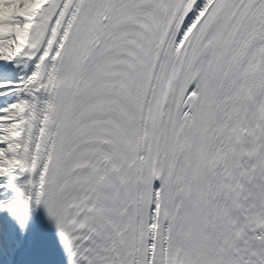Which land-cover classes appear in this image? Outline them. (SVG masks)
Listing matches in <instances>:
<instances>
[{
    "label": "snow or ice",
    "instance_id": "snow-or-ice-1",
    "mask_svg": "<svg viewBox=\"0 0 264 264\" xmlns=\"http://www.w3.org/2000/svg\"><path fill=\"white\" fill-rule=\"evenodd\" d=\"M264 264V0H0V264Z\"/></svg>",
    "mask_w": 264,
    "mask_h": 264
},
{
    "label": "bare ground",
    "instance_id": "bare-ground-1",
    "mask_svg": "<svg viewBox=\"0 0 264 264\" xmlns=\"http://www.w3.org/2000/svg\"><path fill=\"white\" fill-rule=\"evenodd\" d=\"M42 216H40L37 220V224L34 226V224H32L31 229H30V237L33 243V252L34 255H36V252L38 250V245H39V241L42 239V231H43V224H42Z\"/></svg>",
    "mask_w": 264,
    "mask_h": 264
}]
</instances>
